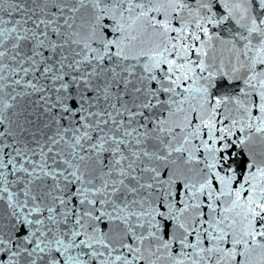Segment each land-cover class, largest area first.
<instances>
[{"label": "snow or ice", "instance_id": "6c2138e0", "mask_svg": "<svg viewBox=\"0 0 264 264\" xmlns=\"http://www.w3.org/2000/svg\"><path fill=\"white\" fill-rule=\"evenodd\" d=\"M0 264H264V0H0Z\"/></svg>", "mask_w": 264, "mask_h": 264}]
</instances>
